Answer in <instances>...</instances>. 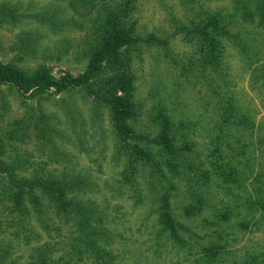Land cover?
<instances>
[{
    "label": "rangeland",
    "instance_id": "374dc122",
    "mask_svg": "<svg viewBox=\"0 0 264 264\" xmlns=\"http://www.w3.org/2000/svg\"><path fill=\"white\" fill-rule=\"evenodd\" d=\"M2 2L12 3V11L18 15H33L50 4L55 8L54 0ZM57 3L63 6L60 0ZM104 5L122 11H118L124 22L122 27L130 30L136 40L121 49L122 55L129 57L126 68L134 79L135 115L131 123L137 132L152 139L161 131L163 121H168L172 125L169 137L174 154L179 155L180 148L189 146L191 152L183 150L181 154L190 153L186 161L192 160L191 165L178 178V173L172 176L163 166L162 181L150 177V169L145 168L141 178L137 176L142 197L137 203L134 193L120 184L123 165L115 161L117 138L111 128L109 109L96 102L94 94L85 87L60 93L51 87L45 94H23L0 83V141L8 143V147L19 146L22 153L28 154L30 170L20 173V169L19 173L28 177L36 170L52 178L72 171L90 175L84 198L105 208L107 216L103 222L108 218V228L117 235L107 247L114 257L112 264H264V20L260 22L256 4L253 0H92V14L88 13V6L84 17L89 19L83 29L66 27L53 34L45 25L9 17L5 8L0 13V63L14 65L27 75L45 66L55 78L67 72L78 76L85 69L77 59L84 32L95 13H102ZM218 12L223 19L219 25L226 33L220 38L221 48L217 51L222 69L216 72L198 64L207 44L191 38L197 34L195 28L206 24L208 15ZM31 28H38L43 35L39 44L44 47L40 50L57 53L66 45L64 59L55 61L51 54L43 60L47 53L32 49V44L27 43L38 37L30 32L37 29ZM115 73H119V66ZM109 75H99L90 85L96 89V84L107 81L105 77ZM217 96L227 100L221 102L231 101L225 118L235 136L228 129L217 137L225 108L219 104L218 111ZM45 121L47 128L41 133ZM13 129L18 130V137L10 141L6 136ZM49 136L54 145L47 143ZM147 147L156 151L153 144ZM214 148L222 152L220 163L230 160L237 164L238 157L242 161L238 166L250 176L240 189L234 185L227 190L230 185L211 171L203 188L206 205L201 211L188 214L185 207L191 194L187 187L194 185L193 170L213 169L210 162L218 158L212 156ZM11 153L7 149L6 155ZM187 177L191 179L188 181ZM166 180L175 185L168 201L179 239L168 233L159 235L151 213V207L161 202L169 186ZM7 187L9 183L0 176V191ZM23 204L25 211L20 214L14 212L10 202L0 201V249L5 253L0 264H38L42 253L51 260L67 258L77 235L76 218L65 222L46 208L40 220L31 209L29 198L25 197ZM56 226L59 229L55 230ZM221 245L223 249L216 256ZM202 254L214 259L203 262L199 259ZM92 261L78 263L93 264Z\"/></svg>",
    "mask_w": 264,
    "mask_h": 264
},
{
    "label": "trees",
    "instance_id": "16d2710c",
    "mask_svg": "<svg viewBox=\"0 0 264 264\" xmlns=\"http://www.w3.org/2000/svg\"><path fill=\"white\" fill-rule=\"evenodd\" d=\"M253 1L259 10L260 22H263L264 0ZM2 3L3 5L0 4V13H4L6 8L5 10L9 17H14L15 19L21 17L22 20H28L32 24L45 25L48 31L53 34L57 31H62L66 27L83 29L85 27L84 24L89 19L84 17V15L87 16V7H90L92 0H60V4L62 3L63 6H59L57 0H54L55 8H51V4L43 6L41 11L32 13L33 15H28L27 13L18 15L15 11H12L14 10L12 3ZM94 4L95 2H93ZM92 6L88 13H91ZM102 10V13H95V16L90 19L91 22L87 25L82 39V50L77 53L78 63L85 65V69L81 74L75 77L67 72L63 76L55 78L48 68L41 66L33 74L27 75L14 65L0 63V83L9 84L23 94L29 91H31L32 95L45 94L51 87L57 93L68 91L72 88L85 87L90 94H94L95 101L102 102L109 109L111 128L117 138L114 146V157L116 162H121L123 165L120 173V184L123 188H127V192L132 191L135 201L139 203L142 197L140 192H138L137 176L141 178L145 168H149L150 177H154L156 181H162V167L164 166L171 172L172 176L178 173V178L183 175L181 171L192 163V160L186 161L190 153H181L183 150L186 153L191 152V149L189 146L184 145L179 152L182 157L174 154L172 140L169 137L172 125L169 126L168 121H163L165 124H163L161 131L152 139L136 131L131 123L135 115L134 103H132V82L134 79L132 72L126 68L129 64V57L122 55L121 51L124 46H132L136 40L130 36V30L125 31L122 27L124 26L122 11L111 9L105 5ZM69 13H72V16H67ZM222 21L220 12L210 14L205 25L195 28L197 34L191 40L197 39L198 41H203V43L205 41L207 44L204 54L198 58V64L202 69L209 67L216 72L222 69V59L217 53L221 48L219 40L226 33L225 29L219 25ZM31 29H37L33 31L27 30L32 34H37L38 37L27 43L32 44V49L40 50L39 42L43 35H40L41 32L38 31V28ZM40 51H43V49ZM66 51V45L61 46L57 53H51L55 56L53 60L62 61ZM45 53L47 54L42 56L43 60H46V57H51L50 52L45 51ZM118 66L119 73H115V68ZM122 70L124 71L121 73ZM105 72L110 73L109 76L105 77V79L108 78L107 81H101L102 83L96 84V89H94V86L90 85L92 80ZM216 100L215 105L218 111L219 104H223L225 107L220 115L223 119L218 127L220 134L217 137H220L228 129L230 134L233 131L226 121L228 117L227 105L231 101L230 103L221 102L227 100H223L219 96H217ZM14 124L19 125L17 122ZM44 128H47L46 121L45 125L40 128L41 133L44 132ZM48 130L51 131V128ZM17 132L18 130H10L8 136H6L7 139L10 141L14 140V138L18 137V135L16 136ZM63 135L60 137H63ZM231 135L235 136V133ZM49 137L47 143L54 145L52 136ZM147 144H153L156 147V151L147 147ZM7 145L8 143L0 141V176L9 183V187L0 191V201L4 203L10 202L14 206V212L23 214L25 211L23 202L25 197H27L31 201V209L36 211V217L40 220L43 218L42 215L46 208L52 211L55 218L62 219L65 222L76 218L77 235L72 245V252L68 257L51 260L48 256H44L46 253H42L39 256L38 264H79L78 262H83L84 260H93V264H112L114 257L107 247L113 243V238L117 237V235L113 234V231L108 228V218L103 222L104 217L107 216L105 208L100 207L90 198H84V191L87 188L90 175L72 171L69 175L52 178L46 176L45 173L40 174L34 170L28 177H22L20 173L30 170L28 154L22 153L18 149L19 146L8 147ZM47 145L49 144H45V146ZM7 149L11 150V155H6ZM50 151L54 152L53 154L58 157H63L57 150L50 149ZM213 153L212 156L218 158L210 162L212 170H203L198 167L193 170L195 172L192 177L194 185L190 186L188 184L187 187L188 193L191 194L189 195V205L185 207V212L188 214L199 212L203 205H206L203 188L207 186L210 180L211 171L214 172L218 179H222L223 182L230 185L227 190L232 189L234 185L240 189L242 183L250 176V173H246L244 169L238 166L239 163H242V161H238V157L237 164H232L230 160L220 163L219 158H223L221 156L222 152L219 148H214ZM244 165L246 166V164ZM20 169L22 170L19 173ZM187 179L189 181L191 177H187ZM166 182H169V186L162 194L161 202L151 207L156 226L155 231L159 235L168 233L174 239H179L177 223L172 218L171 206L168 201V197L171 195V188H174L175 185L171 180H166ZM151 186L155 187L153 184ZM121 194L125 195L126 192ZM76 195L78 199L75 198ZM54 217L50 218L51 222L55 220ZM9 225L15 227L12 222ZM57 229H59V226L55 227V230ZM222 249V245L216 249V256L220 255L219 251H222ZM4 257V250L0 249V263ZM209 258L214 259V257L205 254H202L199 259L204 262L206 260L209 261Z\"/></svg>",
    "mask_w": 264,
    "mask_h": 264
}]
</instances>
